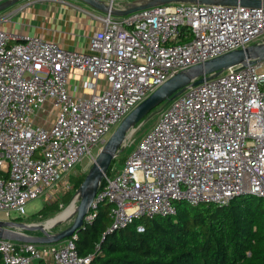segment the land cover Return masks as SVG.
Segmentation results:
<instances>
[{
	"label": "built area",
	"instance_id": "1",
	"mask_svg": "<svg viewBox=\"0 0 264 264\" xmlns=\"http://www.w3.org/2000/svg\"><path fill=\"white\" fill-rule=\"evenodd\" d=\"M100 1L120 9L137 0ZM88 15L101 26L88 52L0 28L4 221L24 217L34 199L49 205L74 191L70 180L81 176L82 162L94 161V150L170 78L264 42L262 8L174 3L122 18ZM163 104L123 167L110 166L85 223L101 203L111 205L107 233L134 223L142 233V221L176 216L178 202L222 207L242 195L264 201V61L228 68ZM45 109L55 111L47 128L36 122ZM76 240V233L50 245L0 240L2 264H91Z\"/></svg>",
	"mask_w": 264,
	"mask_h": 264
},
{
	"label": "trees",
	"instance_id": "2",
	"mask_svg": "<svg viewBox=\"0 0 264 264\" xmlns=\"http://www.w3.org/2000/svg\"><path fill=\"white\" fill-rule=\"evenodd\" d=\"M85 176L75 179L72 192ZM72 192L44 204L31 220L58 214L69 204ZM110 209V204H99L93 221L76 233V250L80 256H91V264H264V201L260 198L244 195L222 207L178 202L176 216L142 221V233L136 232L137 223L107 233Z\"/></svg>",
	"mask_w": 264,
	"mask_h": 264
},
{
	"label": "water",
	"instance_id": "3",
	"mask_svg": "<svg viewBox=\"0 0 264 264\" xmlns=\"http://www.w3.org/2000/svg\"><path fill=\"white\" fill-rule=\"evenodd\" d=\"M22 0H6L0 4V14L18 5ZM92 10L101 14H109L113 17L122 18L136 12L147 9L166 6L174 3L185 4H207L225 7H244L248 9H264V1L259 0H137L127 4L123 8H115L100 0H77ZM20 41H23L20 39ZM264 61V42L256 43L244 49L234 50L203 64L196 65L182 71L163 85L157 88L143 102L136 106L117 126L109 136L105 145L99 150L92 166L88 170L83 182L77 190L78 205L75 213L68 218L69 223L65 229L51 233L63 223L45 226L44 223H22L16 221L0 220V240H8L17 243L50 245L56 244L64 239L70 238L77 233L86 223L85 217L89 213L92 202L97 191L102 185L103 178L107 174L112 161L124 148V143L130 133L135 131L143 120L156 108L181 94L186 87L202 83V81L213 79L224 70L242 65H253ZM244 196V195H242ZM241 197V196H238ZM236 197V198H238ZM39 233V236H34Z\"/></svg>",
	"mask_w": 264,
	"mask_h": 264
},
{
	"label": "rangeland",
	"instance_id": "4",
	"mask_svg": "<svg viewBox=\"0 0 264 264\" xmlns=\"http://www.w3.org/2000/svg\"><path fill=\"white\" fill-rule=\"evenodd\" d=\"M20 4H22L21 6L23 7L20 12L14 14V15L5 17L2 20L5 21L3 23L4 30L6 32H13L14 34H18L20 32V30H22L21 27L23 25L24 31L22 32V36L24 38H34V37H36L37 31L40 32L41 29H49V26H51L53 28V25L55 24V19L57 18V16H59L58 13H55L58 10L63 9L64 11H67V10H71V9H73V10L76 9L77 11L85 10L88 12H95L96 14L99 13V12L92 10L90 7H88L87 5L81 3L77 0H22L20 2ZM17 9H18V7H17ZM7 11L8 10H6L4 12H7ZM99 14H101V13H99ZM0 16H2V15H0ZM68 89H70V85L68 86ZM163 106H164V104L160 105L158 108L153 110L145 118V120H143L142 123H144V125L140 129L138 128L135 132L130 133V135L131 134L132 135L131 136L129 135L130 138L127 139V141L125 143V147L123 148V150L121 152L118 153L117 158H115L113 161V166L115 168L121 169L123 167L125 158L127 156H129L135 150V148L138 145V143L140 142V139L143 136L144 132L146 130H148L155 123V121L157 119L156 113ZM44 111H46L47 113L45 114ZM44 111H41L39 113V115L37 116L36 122L38 125H44L45 124L46 127L45 126L44 127L47 128L48 122H46V118H48L51 115H54L55 111L54 110L47 111L46 109ZM102 147H99V148L101 149ZM100 149L94 150L93 155L98 154ZM93 162L94 161L91 158L85 159L82 162V166L80 165L78 168L80 171H82V173L80 174L81 176L87 174V172L90 169V167L92 166ZM75 179H77V177H75V176L71 177L70 182L72 184H74ZM71 194L74 195V192H72ZM72 199H73V197H72ZM72 199L70 200L69 204L66 207H63L62 210L58 214L51 216L47 219H44L42 221H32L31 216L36 214L44 205L42 199H40V198L34 199L26 205L25 216L22 217V219H24V221L22 223H28V224H30V223H35V224L36 223H44L45 221H47L49 219H50L49 221L52 222L53 218H55L59 214L63 213L71 205ZM77 205H78V201L73 203V205L71 206L72 210L76 211ZM73 214H71L70 217ZM17 216L18 215L16 213L11 214L12 219L16 218ZM0 220L4 221V217L2 214H0ZM67 220L60 222V223H63V225L60 226L59 228H56L55 230H52L51 233L59 232V231L65 229L66 227H68L69 223L66 222ZM35 235L39 236L40 234L34 233V236Z\"/></svg>",
	"mask_w": 264,
	"mask_h": 264
},
{
	"label": "crops",
	"instance_id": "5",
	"mask_svg": "<svg viewBox=\"0 0 264 264\" xmlns=\"http://www.w3.org/2000/svg\"><path fill=\"white\" fill-rule=\"evenodd\" d=\"M21 5L19 3L7 12L0 14L2 15L0 17L5 18L20 12L23 8ZM55 13H58L59 16L55 19L53 28L49 26V29H41L40 32L37 31L36 37H40L50 43H55L67 50L88 52L89 37L93 33L101 30L100 24L88 15L91 12L85 10L77 11L76 9L64 11L61 9ZM0 28L4 30L3 24ZM23 28L24 26L22 25V30L19 32L21 35L24 31ZM73 80L71 79V84Z\"/></svg>",
	"mask_w": 264,
	"mask_h": 264
},
{
	"label": "bare ground",
	"instance_id": "6",
	"mask_svg": "<svg viewBox=\"0 0 264 264\" xmlns=\"http://www.w3.org/2000/svg\"><path fill=\"white\" fill-rule=\"evenodd\" d=\"M75 202H77V200H74L71 203V205L63 213H61L58 216H56L55 218H53L52 222L51 221H48V222L44 223L43 225H45V226H52L54 224L60 223V222H62L64 220H67L70 217V215L75 212L74 210H72V207H71L73 205V203H75Z\"/></svg>",
	"mask_w": 264,
	"mask_h": 264
}]
</instances>
